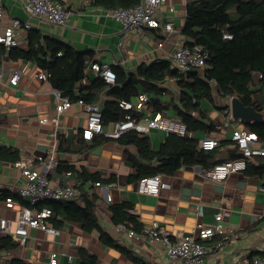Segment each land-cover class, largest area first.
<instances>
[{"label":"crops","instance_id":"crops-1","mask_svg":"<svg viewBox=\"0 0 264 264\" xmlns=\"http://www.w3.org/2000/svg\"><path fill=\"white\" fill-rule=\"evenodd\" d=\"M62 1L72 10L71 19L65 26L29 17L24 8L25 0H0L4 7L3 25H7L12 18L28 20L31 24L30 29H38L44 36L61 40L79 50L92 51L95 61L120 65L127 73L136 72L140 64L151 63L156 59H169L172 62L173 51L180 43L186 41L182 29L185 24L187 3L192 0L186 2L169 0L175 6V10L165 14L174 21L178 31L163 47L158 46V40L162 36L160 28L144 27L140 34L135 30L125 31L119 21L106 15L102 7L93 5L92 0ZM29 30L18 35L19 48H27ZM172 67H175L173 62ZM15 70L21 71L17 85L10 82ZM40 71L41 69L33 62L12 59L9 51L0 60V72L3 73L0 77V147H10L12 153L17 152L21 160H35L38 154H44L49 158V150L55 142L53 136L55 130L53 119L57 115L55 88L49 80L37 77ZM89 75L98 77L91 71ZM259 79L258 73H255V85ZM83 82H87V77ZM161 86L170 92L155 98L168 101L172 94L178 99L179 89L174 80L168 79ZM148 95L151 98L152 95L150 93ZM232 97L216 94L217 105L203 101L202 107L209 112L218 130L210 133L192 131L189 133L190 136L200 140L206 136L218 138L219 141L231 139L233 126H245L242 121L233 120L229 123L227 120ZM111 100L112 96L104 90L97 103L104 108ZM132 101L137 102L138 96L133 97ZM220 107L225 109L222 110ZM158 112L180 118L173 106ZM142 113L140 119L145 121L147 117L157 112L150 111L146 105ZM86 123L85 106L73 101L71 107L61 115L58 134L74 138L81 134ZM112 123L106 124L109 129L112 128ZM146 134L151 137L154 148H158L167 137L165 132L157 129H152ZM115 139L82 151L58 149L57 157L59 163L74 165L77 169L84 167L90 173H98L104 178H114L100 185L89 180L84 184V189L97 194L94 208L101 225L122 244L132 249L142 261H133L120 249L105 246L101 243L97 231L88 233L78 223L67 222L61 230L59 229V235L30 228L24 244H21L15 235L18 247L0 250V264H6L13 257L26 259L32 264H51L50 253L54 250L60 253L58 264H77L79 262L77 246H84L96 254L98 264H189L181 258L171 259L158 241L151 243L147 239L129 237L126 227L124 230H116L119 224L112 221L109 205L122 200H128L133 205L132 212L139 216L144 226L159 221L174 232L183 230L185 234H191L198 222L214 227L219 225L214 236L202 240L209 249L206 257L208 264H240L255 256L264 257V176L240 171L231 174L225 180L213 181L206 177L207 169L201 165L182 166L175 174L162 175L168 187H162L157 195L145 194L138 191V181L130 180L134 167L129 162L128 151L136 152L135 146L120 144ZM14 162L11 159L0 158V189L17 193L23 176L14 166ZM57 167L49 174L52 184L66 185L73 182V178L66 175V171L60 172ZM108 195L111 199H108ZM16 201L18 204L13 208L5 207L2 201L0 203V219L11 220L13 231L17 225L16 219L21 204L17 199ZM218 212H222L221 221L215 219ZM4 235L0 231V238Z\"/></svg>","mask_w":264,"mask_h":264},{"label":"trees","instance_id":"trees-1","mask_svg":"<svg viewBox=\"0 0 264 264\" xmlns=\"http://www.w3.org/2000/svg\"><path fill=\"white\" fill-rule=\"evenodd\" d=\"M140 0H92V4L103 9L130 8ZM182 33L185 44L199 45L205 48L210 57L205 70H191L182 73L172 67L169 59H156L151 63H142L136 72L127 73L120 65H111L116 73V83L108 84L101 76L94 77L86 73V60L93 59L92 51L79 50L61 40L44 36L38 29H30L27 36V48L15 47L9 51L12 59H22L35 63L42 71L49 74L48 80L55 89L69 96L72 101L83 99L85 103H97L104 90L112 96V100L104 105L103 122L120 121L126 111L119 101L133 100L141 92L150 93L147 106L150 111L158 112L173 106L176 114L186 124L185 135L170 133L158 148L152 145L148 134L136 130H128L116 138L120 144L133 145L136 152L128 151L129 162L134 167L131 181L160 175L175 174L182 166L201 165L210 169L215 164L240 156L239 149L231 139L221 140L211 150L200 145V139L190 136L192 131L210 133L218 130L217 125L202 107L203 101L217 105L215 95L236 96L244 105L253 106L264 116V0H192L187 3L185 24ZM230 34L231 37H226ZM5 47L0 44V60L6 54ZM263 76L255 85L254 74ZM87 77V82L83 80ZM172 79L178 86V99L171 94L168 101L159 97L170 90L161 86ZM224 110V107H220ZM139 119L142 112H135ZM245 127L258 134L264 142V120L251 122ZM113 138L104 134H95L86 139L81 134L67 138L59 136L58 149L65 151L87 150L108 142ZM0 158L19 160L17 152L12 153L10 147H0ZM258 163H249L248 174L264 176V159H256ZM58 171H71L82 181V193L78 199L47 200L36 205L38 209L49 207L52 216L48 222L62 229L67 222L78 223L81 228L92 233H99L100 241L105 246L120 249L127 257L136 262L142 259L134 251L115 238L100 223L95 213L96 193L86 191L84 184L93 182H109L114 178H104L98 173H90L84 167L77 169L74 165L60 162ZM8 196L17 199L21 204L29 205L18 193L0 189V202ZM133 205L128 200L111 203L114 224H122L127 229L142 230L144 224L139 216L132 212ZM16 237L7 234L0 238V250H12L18 247ZM79 262L77 264H98L96 254L84 246H77ZM6 264H32L26 259L13 257Z\"/></svg>","mask_w":264,"mask_h":264},{"label":"built area","instance_id":"built-area-1","mask_svg":"<svg viewBox=\"0 0 264 264\" xmlns=\"http://www.w3.org/2000/svg\"><path fill=\"white\" fill-rule=\"evenodd\" d=\"M186 2V0H185ZM24 8L29 17L38 18L48 23L65 26L71 19L72 10L67 8L62 0H25ZM175 6L169 0H140V3L130 8L105 9L106 15L119 21L125 31L135 30L139 34L143 32L144 27L160 28L162 36L158 40V46L163 47L170 40L172 35L178 31L174 21L165 12H173ZM4 7L0 3V44L6 51L20 45L18 35L22 31L29 30L31 24L28 20L12 18L7 25L4 22ZM226 37H231L226 34ZM209 52L199 45L189 46L180 43L172 53V62L174 66L182 73L191 70H205L208 66ZM86 73L95 72L101 76L108 84L116 83V73L110 64L101 63L94 59L86 60ZM3 73L0 72V77ZM21 71L15 70L10 78L12 84L17 85L20 79ZM259 78L262 74L258 73ZM37 77L41 80H48L49 74L40 71ZM57 103V115L54 117L55 130L53 132L54 143L50 148V156L46 158L44 154H38L35 160H17L14 166L21 171L23 182L18 188L17 193L25 199L29 205L20 204L18 217L16 219V228L14 231L11 227V220L7 218L0 219V231L7 235L12 234L18 237V241L24 244L28 238L30 228H38L47 233L55 235L60 234L58 228L53 227L49 222L52 216V210L49 207L38 209L37 204L47 200H70L78 198L81 191V183L71 171L66 175L73 178V182L66 185H54L50 182V173L56 169L59 164L57 157L58 152V127L60 125L61 115L71 107L73 101L69 96H65L58 89H54ZM150 99L146 92L138 95V101L122 99L119 101L120 107L126 111L125 116L120 121L112 123L109 129L103 122V107L100 103H85L83 99L78 102L82 103L87 110V123L83 128V136L91 139L95 134L103 133L112 138L120 137L128 130H136L140 133H149L152 129L165 132L168 136L170 133L185 135L188 130L186 124L178 117H171L163 112H157L142 121L135 112H142ZM227 120L230 123L235 120L231 109L227 113ZM231 140L237 145L240 156L234 159L225 160L212 166L206 171V177L213 181H222L227 179L231 174L245 171L248 164L255 162L257 158L264 159V142L260 141L256 132L249 130L245 126L232 127ZM219 144V139L206 136L200 140V145L207 150L214 149ZM100 185V182H97ZM162 187H168V184L162 179V175L157 174L142 178L138 181V191L145 194L157 195ZM108 199L111 196L108 195ZM7 208H13L18 202L11 196L2 201ZM1 203V202H0ZM264 214V207H263ZM216 221L222 220V212L215 215ZM217 225L216 227H218ZM214 225L198 222L192 229L191 234H185L183 230L172 231L159 221H153L150 225L143 226L142 230L137 231L128 229V236L138 239H147L151 243L160 242L168 256L171 259L181 258L189 264H208L206 257L209 249L202 240L214 236L217 228ZM125 226L119 224L116 230H124ZM15 236V237H16ZM60 253L54 250L50 253V263L58 264ZM71 261V257L69 258ZM238 264V263H228ZM240 264H264V257L255 256L246 259Z\"/></svg>","mask_w":264,"mask_h":264},{"label":"water","instance_id":"water-1","mask_svg":"<svg viewBox=\"0 0 264 264\" xmlns=\"http://www.w3.org/2000/svg\"><path fill=\"white\" fill-rule=\"evenodd\" d=\"M231 111L234 119L242 121L244 124L264 120L263 113L257 111L253 106L244 105L236 96L231 99Z\"/></svg>","mask_w":264,"mask_h":264}]
</instances>
